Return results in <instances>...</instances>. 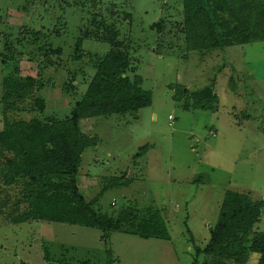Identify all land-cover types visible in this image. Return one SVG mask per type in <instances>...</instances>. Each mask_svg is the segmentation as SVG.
<instances>
[{
	"label": "rangeland",
	"instance_id": "374dc122",
	"mask_svg": "<svg viewBox=\"0 0 264 264\" xmlns=\"http://www.w3.org/2000/svg\"><path fill=\"white\" fill-rule=\"evenodd\" d=\"M182 9V0H0V130L1 84L17 60L22 76L41 81L34 96L45 99V109L27 111L30 99L6 117L65 120L94 74L91 59L110 50L103 26L118 33L151 104L79 122L96 144L81 155L78 186L90 200L114 180L95 209L113 216L127 206L153 209L170 237L142 239L54 221L11 224L5 215L17 191L6 189L0 190V264L201 263L208 256L196 250L208 241L225 190L264 203V41L188 52L182 36H164L153 27L179 19ZM47 44L61 48L60 55H49L53 67L38 50ZM211 80L216 110L184 111L185 96L175 99L177 91H196ZM254 233H264V206L249 240ZM258 260L248 252L243 264Z\"/></svg>",
	"mask_w": 264,
	"mask_h": 264
},
{
	"label": "trees",
	"instance_id": "16d2710c",
	"mask_svg": "<svg viewBox=\"0 0 264 264\" xmlns=\"http://www.w3.org/2000/svg\"><path fill=\"white\" fill-rule=\"evenodd\" d=\"M182 8L179 19L164 20L153 27L164 36L171 34L175 39L182 36L188 52L203 54L264 41V0H182ZM102 29L101 37L109 42L110 50L91 59L94 74L65 120L41 121L35 117L9 120L6 112L15 111L18 104L30 99L32 102L24 109L42 112L45 99L41 95L34 96V90L42 83L34 77L22 76L18 60L3 78L0 190L15 188L17 191L13 208L5 218L11 224L54 221L103 231H123L142 239L169 240L165 221L158 211L148 208L142 212L127 206L113 216L95 209L103 193L115 185L114 180L90 200L84 198L78 186L81 155L96 144L94 138L81 132L79 122L136 113L151 104V94L142 89V79L135 75L124 43L118 41V33L111 26L105 25ZM19 41L16 42H22ZM81 43L80 38L78 48ZM169 43L171 40L168 42L171 47ZM26 44L31 46V43ZM38 50L44 57L43 62L51 67L55 63L50 61L49 55L61 54L60 47L53 49L50 44L40 45ZM2 64L6 65L5 60ZM74 81L68 83V89L75 88ZM177 92L175 99L185 96L184 111L211 112L217 108L214 80L196 91L179 89ZM263 206V201L251 200L249 193L225 190L208 241L196 250L208 259L193 264H243L248 252L258 254V264H264V233H254L248 239Z\"/></svg>",
	"mask_w": 264,
	"mask_h": 264
},
{
	"label": "built area",
	"instance_id": "2783aa9c",
	"mask_svg": "<svg viewBox=\"0 0 264 264\" xmlns=\"http://www.w3.org/2000/svg\"><path fill=\"white\" fill-rule=\"evenodd\" d=\"M168 120H173V118L171 116H168Z\"/></svg>",
	"mask_w": 264,
	"mask_h": 264
}]
</instances>
